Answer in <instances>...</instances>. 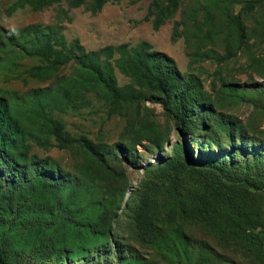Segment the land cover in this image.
Returning <instances> with one entry per match:
<instances>
[{
	"label": "rangeland",
	"instance_id": "374dc122",
	"mask_svg": "<svg viewBox=\"0 0 264 264\" xmlns=\"http://www.w3.org/2000/svg\"><path fill=\"white\" fill-rule=\"evenodd\" d=\"M158 16L164 21L155 28ZM14 33L16 44L7 38ZM62 34L76 52L78 43L93 52L123 44L132 50L142 42L166 52L179 69L176 90L187 87L183 109L195 118L193 143L200 141L212 156L230 152L232 143L264 153V0H109L97 12L93 0L40 9L31 0H0V98L24 131L10 152L18 171L0 180L12 206H0L5 264H259L248 251L179 219L161 222L164 239L136 240L134 190L145 168L171 156L185 136L159 93L119 66V52L93 64L109 61L121 91L137 100L115 103L95 74L75 61L50 69L28 54L36 40L50 35L59 44ZM36 66L44 69L36 73ZM51 120L74 141L60 145ZM248 200L264 224V194Z\"/></svg>",
	"mask_w": 264,
	"mask_h": 264
},
{
	"label": "trees",
	"instance_id": "16d2710c",
	"mask_svg": "<svg viewBox=\"0 0 264 264\" xmlns=\"http://www.w3.org/2000/svg\"><path fill=\"white\" fill-rule=\"evenodd\" d=\"M61 1L31 0V3L34 8L40 9ZM68 1L72 7H79L87 0ZM108 1L93 0L94 12L101 10ZM257 4L258 1L252 2L251 7ZM150 14L151 10L147 19ZM233 18L243 36L240 16L235 15ZM163 21L164 18L158 16L154 27L159 28ZM42 33L45 31L42 30ZM173 36H179L178 22L174 23ZM7 38L12 44L18 43L15 33ZM60 39L61 43L56 44L52 36L42 37L32 44L28 54L48 62L50 69L75 61L81 69L91 70L95 74L115 103L137 100L138 95L121 91L109 61L105 62V66L99 62L93 64L101 61L103 55L109 58L116 51L119 52V66L159 93V102L173 118L179 132L185 136L171 156H162L158 164L145 168V176L134 190L132 221L136 240L154 243L164 239L167 232L161 222L171 223L179 219L185 224L202 227L221 242L229 241L228 245L237 250L248 251L256 263L264 264V224L257 219L255 204L248 200L251 194H264V153L251 154L250 148L232 143L230 152L212 156L203 152L200 141L193 143L189 135L195 118H187L183 109V96L187 87L183 85L180 92L176 90L179 69L175 59L166 52L153 50L148 42H142L132 50L123 44L118 47L105 46L93 52H86L78 43L79 52H76L68 47L63 34ZM33 69L39 73L44 67L36 66ZM50 122L60 145L74 141L64 134L59 123ZM23 135L24 131L9 103L0 98V180L18 171V158H14L10 152L17 148ZM81 141L100 162H106L105 156L96 151L86 138ZM127 162L133 166L139 163L132 158H127ZM9 197L10 194L0 186V206L4 210L12 207ZM0 264H5L1 252Z\"/></svg>",
	"mask_w": 264,
	"mask_h": 264
}]
</instances>
